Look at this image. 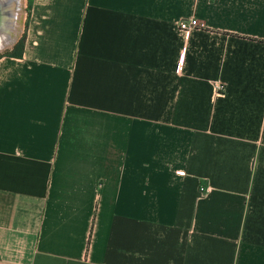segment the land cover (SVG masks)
Masks as SVG:
<instances>
[{
  "label": "crops",
  "instance_id": "1",
  "mask_svg": "<svg viewBox=\"0 0 264 264\" xmlns=\"http://www.w3.org/2000/svg\"><path fill=\"white\" fill-rule=\"evenodd\" d=\"M22 35L0 264H264V0H29Z\"/></svg>",
  "mask_w": 264,
  "mask_h": 264
},
{
  "label": "water",
  "instance_id": "2",
  "mask_svg": "<svg viewBox=\"0 0 264 264\" xmlns=\"http://www.w3.org/2000/svg\"><path fill=\"white\" fill-rule=\"evenodd\" d=\"M21 3L22 0H0V29L8 33L5 46L15 43L18 39V31L9 32L7 28L14 29Z\"/></svg>",
  "mask_w": 264,
  "mask_h": 264
},
{
  "label": "rangeland",
  "instance_id": "3",
  "mask_svg": "<svg viewBox=\"0 0 264 264\" xmlns=\"http://www.w3.org/2000/svg\"><path fill=\"white\" fill-rule=\"evenodd\" d=\"M28 9H29V0H22L21 9L17 15V19L15 20V27H14V29L8 27L7 30H9V32L18 31V35H20V33L22 34V28H23V22L25 19V13H26V10L28 11ZM12 46H13V44H9L7 46H4L2 49H0V53H3L4 51L9 50Z\"/></svg>",
  "mask_w": 264,
  "mask_h": 264
},
{
  "label": "built area",
  "instance_id": "4",
  "mask_svg": "<svg viewBox=\"0 0 264 264\" xmlns=\"http://www.w3.org/2000/svg\"><path fill=\"white\" fill-rule=\"evenodd\" d=\"M201 23H199L198 19L194 16L188 18V19H181L179 20V28L184 32V34H188L190 32V30L194 27V26H198ZM221 84H216L215 88H220ZM206 189L205 187H201V189Z\"/></svg>",
  "mask_w": 264,
  "mask_h": 264
},
{
  "label": "trees",
  "instance_id": "5",
  "mask_svg": "<svg viewBox=\"0 0 264 264\" xmlns=\"http://www.w3.org/2000/svg\"><path fill=\"white\" fill-rule=\"evenodd\" d=\"M23 42H24V36L22 35L14 44L13 46L9 49L4 51L2 54H7V55H14V56H21L22 51H23Z\"/></svg>",
  "mask_w": 264,
  "mask_h": 264
},
{
  "label": "bare ground",
  "instance_id": "6",
  "mask_svg": "<svg viewBox=\"0 0 264 264\" xmlns=\"http://www.w3.org/2000/svg\"><path fill=\"white\" fill-rule=\"evenodd\" d=\"M8 33L0 29V49H2L5 46V41L7 39Z\"/></svg>",
  "mask_w": 264,
  "mask_h": 264
}]
</instances>
